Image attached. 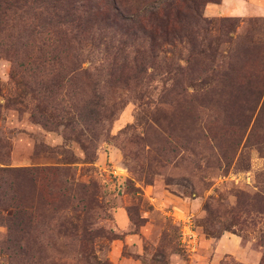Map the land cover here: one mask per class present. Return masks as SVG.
Wrapping results in <instances>:
<instances>
[{"label": "rangeland", "instance_id": "374dc122", "mask_svg": "<svg viewBox=\"0 0 264 264\" xmlns=\"http://www.w3.org/2000/svg\"><path fill=\"white\" fill-rule=\"evenodd\" d=\"M223 1L0 0V264H264V0Z\"/></svg>", "mask_w": 264, "mask_h": 264}, {"label": "crops", "instance_id": "0c3cea01", "mask_svg": "<svg viewBox=\"0 0 264 264\" xmlns=\"http://www.w3.org/2000/svg\"><path fill=\"white\" fill-rule=\"evenodd\" d=\"M223 2L226 6L225 10H228L231 15L249 16L253 13L252 9L249 10L252 8L250 5L251 0H224ZM207 12L210 16H216L220 14L221 10L220 7H211L210 10H207ZM214 244L216 258H220L226 254H232L238 258L246 257L252 261V264H258L259 262V256L257 252H247L248 250L244 248L241 238L236 234H224L218 238ZM245 250L246 252L244 253L243 251Z\"/></svg>", "mask_w": 264, "mask_h": 264}, {"label": "built area", "instance_id": "2783aa9c", "mask_svg": "<svg viewBox=\"0 0 264 264\" xmlns=\"http://www.w3.org/2000/svg\"><path fill=\"white\" fill-rule=\"evenodd\" d=\"M181 233L182 242L185 248L190 251H196L199 243V233L190 217H186L184 220Z\"/></svg>", "mask_w": 264, "mask_h": 264}, {"label": "trees", "instance_id": "16d2710c", "mask_svg": "<svg viewBox=\"0 0 264 264\" xmlns=\"http://www.w3.org/2000/svg\"><path fill=\"white\" fill-rule=\"evenodd\" d=\"M210 1V0H207ZM75 7H79V6H75ZM68 20H73V14L71 12H67L66 15ZM202 21L207 22L209 24H216L214 30L216 29L218 31V33H221L222 35L225 36H230V33H234V31L236 30V25H234V20L232 18L229 17H223L220 20H215V19H210L207 20L205 18L200 17ZM219 21V22H217ZM210 47V46H209ZM92 114H97V111L92 113ZM89 160H94L93 157H88Z\"/></svg>", "mask_w": 264, "mask_h": 264}]
</instances>
